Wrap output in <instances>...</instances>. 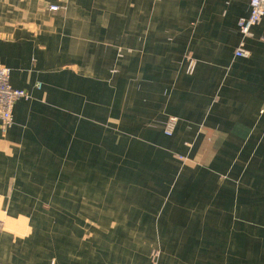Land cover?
I'll return each mask as SVG.
<instances>
[{"label":"crops","instance_id":"crops-1","mask_svg":"<svg viewBox=\"0 0 264 264\" xmlns=\"http://www.w3.org/2000/svg\"><path fill=\"white\" fill-rule=\"evenodd\" d=\"M250 11L0 0V63L30 97L0 129V264H264V18L235 56Z\"/></svg>","mask_w":264,"mask_h":264},{"label":"built area","instance_id":"built-area-1","mask_svg":"<svg viewBox=\"0 0 264 264\" xmlns=\"http://www.w3.org/2000/svg\"><path fill=\"white\" fill-rule=\"evenodd\" d=\"M250 15L238 22V27L243 40L235 52L237 58H249L250 52L245 47V41L253 36V28L261 23L264 18V0H250ZM52 11H58L59 7H51ZM187 73L192 75L197 68V60L191 55L186 56ZM11 69L0 63V129L6 134L14 124V108L20 100H29L30 97L24 90L14 89L11 85ZM176 119H170L166 135L172 136Z\"/></svg>","mask_w":264,"mask_h":264},{"label":"rangeland","instance_id":"rangeland-1","mask_svg":"<svg viewBox=\"0 0 264 264\" xmlns=\"http://www.w3.org/2000/svg\"><path fill=\"white\" fill-rule=\"evenodd\" d=\"M54 7V6H53ZM172 119V118H171ZM173 119H176V118H173ZM177 120V119H176Z\"/></svg>","mask_w":264,"mask_h":264},{"label":"trees","instance_id":"trees-1","mask_svg":"<svg viewBox=\"0 0 264 264\" xmlns=\"http://www.w3.org/2000/svg\"><path fill=\"white\" fill-rule=\"evenodd\" d=\"M166 134V133H165Z\"/></svg>","mask_w":264,"mask_h":264}]
</instances>
